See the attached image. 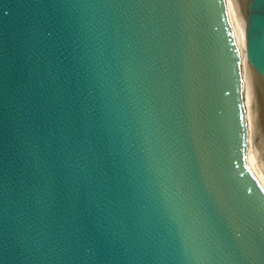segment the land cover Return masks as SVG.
Returning a JSON list of instances; mask_svg holds the SVG:
<instances>
[{
    "label": "water",
    "instance_id": "1",
    "mask_svg": "<svg viewBox=\"0 0 264 264\" xmlns=\"http://www.w3.org/2000/svg\"><path fill=\"white\" fill-rule=\"evenodd\" d=\"M244 94L227 0H0V264H264Z\"/></svg>",
    "mask_w": 264,
    "mask_h": 264
},
{
    "label": "rangeland",
    "instance_id": "2",
    "mask_svg": "<svg viewBox=\"0 0 264 264\" xmlns=\"http://www.w3.org/2000/svg\"><path fill=\"white\" fill-rule=\"evenodd\" d=\"M233 1L238 4L240 2L243 5L246 3V0ZM249 71L246 87L251 115V131L252 136H254L253 147L255 146L254 152L258 159L257 164L262 170V174H264V156L262 155L264 154V77L252 69H248V73Z\"/></svg>",
    "mask_w": 264,
    "mask_h": 264
},
{
    "label": "bare ground",
    "instance_id": "3",
    "mask_svg": "<svg viewBox=\"0 0 264 264\" xmlns=\"http://www.w3.org/2000/svg\"><path fill=\"white\" fill-rule=\"evenodd\" d=\"M227 6H228V11H229L231 23L233 25L234 32H235V35L237 38L239 51L241 54L243 73H244V86H245L244 99H245V106H246L247 120H248L249 161H250L252 168L254 169V171L257 173L258 177L261 179L262 183L264 184V174H262V170H260V168L257 164L258 159H257L255 152H254L255 146L253 147L254 136H252V131H251V115H250V108H249V103H248V98H247L248 95H247V87H246L247 86L246 79L248 78V74H250V71L248 73V69H252L248 60H247L246 50H245V48H246V26H247V6H248V3L246 2L243 5L240 2L238 4V3H234L233 0H227ZM262 155L264 156V154H262Z\"/></svg>",
    "mask_w": 264,
    "mask_h": 264
}]
</instances>
